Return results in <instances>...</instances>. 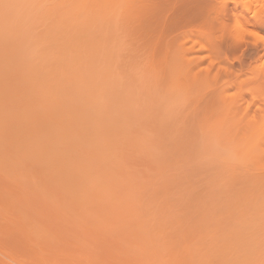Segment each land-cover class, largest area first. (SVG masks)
Wrapping results in <instances>:
<instances>
[{
	"label": "bare ground",
	"instance_id": "bare-ground-1",
	"mask_svg": "<svg viewBox=\"0 0 264 264\" xmlns=\"http://www.w3.org/2000/svg\"><path fill=\"white\" fill-rule=\"evenodd\" d=\"M253 1H219L216 15L248 21L255 7L262 26ZM152 7L0 0V264L264 261V107L223 101L189 119L184 91L208 76L192 85L201 57L180 35L149 42ZM171 115L189 135L167 132Z\"/></svg>",
	"mask_w": 264,
	"mask_h": 264
},
{
	"label": "rangeland",
	"instance_id": "rangeland-1",
	"mask_svg": "<svg viewBox=\"0 0 264 264\" xmlns=\"http://www.w3.org/2000/svg\"><path fill=\"white\" fill-rule=\"evenodd\" d=\"M219 1L222 2L224 0H152V5H153L152 9H154V12L151 9L150 14L153 12V14H152L153 17L151 16L152 18L149 17V19H148V20L152 19V20H150L151 23L149 25V28L147 27V25L145 27V29L151 33V35L147 34L148 37L151 36L150 38H148V39H150L149 42H152V43H153V41L157 42V43H155V45L153 44L154 47L159 46V42L164 41L163 39L167 38L166 35L173 36L174 34H177L180 36L182 35V37H183V38L181 37V39H180V38H178L180 36H178V37H176L177 35L175 36L178 40L177 44L181 43L182 39H183V41H184V39H186V41L188 40L187 43H185V45L187 47H191V50H192V48H194L193 49L194 51L199 50V52L197 51V53L195 52L193 54H195L196 56L198 54L201 57V59H200L201 62L199 61L201 64L199 62H197V63H199V66H198L199 68L196 66V69L194 68L195 64H193L191 66V68L193 70L191 72L190 71L189 72L193 73L196 77L194 79V82L193 81H191V82H193L192 85L194 86L195 82L197 80H199V78H200V80H202V78L204 76L205 77L208 76V82L206 83L204 81L206 84H204L203 87L200 86L203 84H200L199 87H201V90H199V91L197 90V89H200L197 86L198 84L195 85L196 86L195 88L193 87L194 89L191 87L192 88L191 91H189V88H188L189 92L184 91L186 94H188V97L185 93H184L185 95H183V98H185V100H186V104L184 107H186V109H187L186 112H187V114H189V119L191 117V120H194L197 122H198V119H199V121L200 120L202 121L203 119H206L207 117H209V116H207V114L205 115L206 118L204 117V114L206 111L205 109L208 110L206 113H208L209 111H212V113H215V114H210L211 112L209 113L210 117H211V115H213V117H215V115H217L216 113H219V112H217V110L220 109L219 111H221L222 109H224V108H222L223 106L221 107V105H223L225 103V102L223 103V101H230V103H232L231 101H233L232 106L235 105V102H238L237 106L241 107L239 109H242V111L247 110L249 114L250 113L251 114L259 113V110H260V114H262L263 113L262 110L264 109L263 108L264 107V105H263L264 104V100H263L264 96L262 95L264 90L260 89V88H264V74H263L264 71L259 70V68H258V66L261 63H263V60H264V51H263L264 46L263 45H252V44L246 43L245 41H241V42L238 41L236 44L235 39H233V40L231 39L232 37L228 34V31L226 28L228 25L233 23L235 19H232L233 16L231 14H230L231 18L228 17L229 18L228 20L224 19L227 16L225 17L224 15H221V13H219L220 16L216 15V14H218L219 11L217 10V13H216V7L217 6L215 7V5L220 3ZM225 1L226 2L228 1L229 7L233 6V4H231V3H234L233 2L234 0H225ZM240 1L243 2V0H240ZM244 2H245V0H244ZM252 3L254 4V1ZM253 6H255V4ZM217 9H218V7H217ZM254 9H255V7H254ZM254 9L252 11H250L249 13H247L245 16L248 21L244 20V18H242L240 20L242 22L246 23L247 26L253 28V30L264 33V25L261 26L260 24H258L255 21V19L252 18V16H251V14H253ZM222 16H224V18ZM221 17L224 20L223 22L221 21ZM217 18H219V21H221V22H219ZM217 21L220 23L221 26L223 25L222 27H224V30H222L223 28L222 29L220 28L221 26L218 27L216 25V24H219ZM148 24H149V22H148ZM144 30H143V32H145ZM179 32H181V34H178ZM146 33H148V32H146ZM183 33H185V35H186V36L184 35L185 37L183 36ZM164 34H165V36H163ZM157 36L158 37L160 36V39H158ZM155 38L158 39V41ZM211 38L216 40V42H215L216 46L215 47H217V49H218V50H216V52L218 51L217 53H215V52L212 53L210 51V48H209L210 46H208V45H209V42L211 41L210 40ZM167 39L169 40V37ZM170 39H172V38L170 37ZM229 39H231V40H229ZM248 39H251V38H248ZM179 40H181V42H179ZM165 41H166V39H165ZM166 42H165V45H166ZM169 42H170V40H169ZM169 42H167V44ZM172 42H175V41L172 40ZM194 42H196L197 45L200 43L199 47H196L197 45H195ZM170 44H171V46L174 47L176 42L174 43V45H172L173 43H170ZM170 44H169V46H170ZM190 44H192V45L190 46ZM202 45H203V47H201ZM162 46L160 49H158V51H160L162 49ZM169 46H168V49L171 48ZM179 47H182V46L177 45L174 47L175 49L174 48H172L171 50L169 49L170 51H172V52H170V55H169L171 60H172V58H177L176 54H177V50L179 49ZM200 47H201V49H200ZM164 48H165V46H164ZM164 48H163V50L166 51V49H164ZM176 48H177V50H176ZM156 50H155V52H157ZM169 50H168V52H169ZM173 52H175V53H173ZM159 53H162V54H159L162 57L165 55L164 52H162V50ZM173 54L175 56H173ZM191 56L193 57V55H191ZM198 60L199 59H197V61ZM213 60L216 61L217 63L213 64L212 63ZM161 62H162V60H161ZM186 68H187V66H186ZM191 68H189V69H191ZM189 74H188V76H189ZM193 74H191V76ZM191 76L189 77L190 80H191ZM204 80H206V79H204ZM199 81H198V83H199ZM223 91H224V93H223ZM233 91L238 93L237 96L234 99H227L228 94L233 92ZM222 93H223V95H222ZM180 96H181L180 99H182V94ZM183 100L184 99H182V101ZM179 103H180V101H179ZM239 103L241 104V106ZM212 106H213V108H212ZM230 106H231V104H230ZM198 107H200V108H198ZM218 107H221V108L217 109ZM195 108H197V109H195ZM201 108H202L203 112H202ZM214 108H215V110H214ZM183 109H185V108H183ZM198 109H199V111H198ZM209 109H213L216 112H213V110H209ZM193 111L195 113H197V114L199 113V114L198 115L194 114ZM239 112H240V110H239ZM211 119L208 118L207 120L211 121ZM213 120H214V118H213ZM203 122H204V120H203ZM205 122H206V120H205Z\"/></svg>",
	"mask_w": 264,
	"mask_h": 264
},
{
	"label": "clouds",
	"instance_id": "clouds-1",
	"mask_svg": "<svg viewBox=\"0 0 264 264\" xmlns=\"http://www.w3.org/2000/svg\"><path fill=\"white\" fill-rule=\"evenodd\" d=\"M247 2L248 0H245V3ZM256 14L264 18V0H256ZM227 31L228 34L237 41H245L252 45H264V35H261L259 31L253 30V28L247 26L246 23L242 22L239 18L227 26ZM258 68L264 71V63H261ZM237 94V92L229 93L227 99H234Z\"/></svg>",
	"mask_w": 264,
	"mask_h": 264
},
{
	"label": "snow or ice",
	"instance_id": "snow-or-ice-1",
	"mask_svg": "<svg viewBox=\"0 0 264 264\" xmlns=\"http://www.w3.org/2000/svg\"><path fill=\"white\" fill-rule=\"evenodd\" d=\"M259 33L261 35H264V33L261 32ZM201 47H203V45ZM212 63L216 64L217 62L213 60ZM184 110L186 111L187 109L185 108ZM163 124L167 132L171 134H175L180 137L189 135L183 121L178 120L174 115L168 116L163 121ZM191 153H192V158L196 163L202 164V163H206L209 160V157L206 155L202 144H200L199 142H196L191 145ZM262 176H264V172H262ZM262 188H264V184H262ZM261 228H262V235H264V207H262ZM213 264H215V262H213ZM262 264H264V261H262Z\"/></svg>",
	"mask_w": 264,
	"mask_h": 264
}]
</instances>
